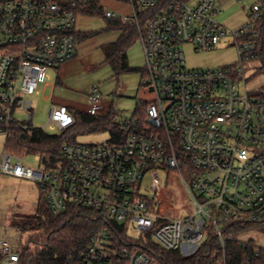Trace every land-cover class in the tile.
<instances>
[{"label": "built area", "instance_id": "2783aa9c", "mask_svg": "<svg viewBox=\"0 0 264 264\" xmlns=\"http://www.w3.org/2000/svg\"><path fill=\"white\" fill-rule=\"evenodd\" d=\"M88 1L0 0V132L9 136L13 125L35 127L31 96L50 68L76 56L80 9ZM114 1L130 12L105 7L103 15L136 25L146 58L143 84L154 99H138L136 114L119 123L115 141H65L64 159L52 168L26 166L22 158L28 154L5 150L0 174L35 181L56 214H92L99 228L81 264H157L146 253L148 244L134 242L137 232L142 240L182 253L213 236L212 260L231 264L227 243L234 226L264 220V97L251 94L245 71L261 46L264 7L255 4L249 22L231 28L218 19L217 0ZM105 2L97 0L102 8ZM226 39L236 46L238 62L184 66V44L205 51ZM102 96L98 87L88 94V114L100 115ZM49 123L63 133L76 124L75 112L54 104ZM172 171L190 193L192 214L169 216L175 211ZM259 254L256 249L245 264ZM0 255L3 264L21 260L7 239H0Z\"/></svg>", "mask_w": 264, "mask_h": 264}, {"label": "rangeland", "instance_id": "374dc122", "mask_svg": "<svg viewBox=\"0 0 264 264\" xmlns=\"http://www.w3.org/2000/svg\"><path fill=\"white\" fill-rule=\"evenodd\" d=\"M219 3H221V13L218 19L231 28H239L249 22L251 9L255 4L264 7V0H217V5ZM118 4L120 3L117 1L106 0L100 13L79 17L78 30L89 36L82 39L77 45L78 53L74 62L68 66L64 64L58 69L50 68L47 81L40 83L39 92L31 96L33 103L32 124L35 127L44 128L49 134H61L59 129L53 128L49 123L52 106L63 104L86 112L90 106L88 94L95 87H98L103 95L99 114L114 113V121L118 124L125 118H131L136 114L139 107L138 99L142 101L154 99V92L150 86L143 84L146 58L139 37L128 49L129 64L134 70L115 74L112 67L104 62L102 45L116 42L122 31L119 28L110 27L108 19L103 15V10L108 7L120 13L130 12L129 6ZM183 50L185 54L184 66L188 69L217 68L239 61L237 48L229 39L220 42L210 50L198 51L193 44H184ZM259 66L260 63L256 61L245 65L246 85L251 94L255 96H260V89L264 86V73L257 72ZM17 116L25 118V113L18 112ZM91 127L88 125L82 130L76 131V141L79 143H101L111 139L112 134L109 130L92 131ZM6 139L7 135L0 132V156L6 150ZM22 163L32 168L40 167V162L34 154L26 155L22 158ZM169 180V184L175 191V211H171L169 216L180 217L184 214H192L194 203L182 178L172 171ZM40 194V187L35 181L0 174V239L9 240L19 252L24 246H27L29 238L35 232L19 230L18 224L32 219L36 214ZM124 231L131 234L134 229L126 227ZM133 239L136 243H151L142 240L138 232L133 236ZM208 239L209 237H206L205 241L199 243L198 249L183 252L185 259L195 258ZM238 239L247 243L251 242L258 248L264 249V232L261 230L246 231L241 233ZM216 248L217 245L213 253L206 258L208 264H224L218 258L212 260Z\"/></svg>", "mask_w": 264, "mask_h": 264}, {"label": "trees", "instance_id": "16d2710c", "mask_svg": "<svg viewBox=\"0 0 264 264\" xmlns=\"http://www.w3.org/2000/svg\"><path fill=\"white\" fill-rule=\"evenodd\" d=\"M100 11L101 7L97 0H89L80 9L83 15H94ZM108 23L111 28L121 29L122 33L116 42L102 45L105 55L104 62L112 67L115 74L134 70L128 61V49L139 37L136 25L109 19ZM258 28L261 46L254 61L260 63L257 72L264 73V15ZM260 96L264 97V86L260 89ZM74 112L76 124L61 134H49L41 127L25 129L17 125L11 126L5 143L6 150L21 157L25 154L39 155L40 164L52 168L64 159L61 154L62 144L65 141H76V131L82 130L88 125L92 126V131L109 130L112 134L111 140H117L116 131L120 125L114 121V113L90 115L78 110ZM254 223L246 224L247 226L245 224L237 225L232 229L234 238L227 243L231 264H245L247 256L255 253L256 249L260 250V254L254 255L251 264H264L263 248H258L251 242L242 243L238 239V236L246 231L258 229L264 232V220L254 221ZM98 228L99 223L87 210L71 209L66 213H54L41 193L36 214L32 219L18 224L19 230L35 232L29 238L27 246H24L20 251L21 260L19 264H81L88 241ZM150 242L146 246V253L157 264H208L206 258L213 253L217 245L216 238L212 236L206 241L195 258L185 259L180 249L163 250L152 241ZM0 264H3L1 255Z\"/></svg>", "mask_w": 264, "mask_h": 264}, {"label": "crops", "instance_id": "0c3cea01", "mask_svg": "<svg viewBox=\"0 0 264 264\" xmlns=\"http://www.w3.org/2000/svg\"><path fill=\"white\" fill-rule=\"evenodd\" d=\"M118 5H120V4H118ZM126 13H129V12H126ZM79 20V19H78ZM89 35L88 34H85L84 32H81V31H79V41H78V44H79V42L82 40V39H84L85 37H88ZM112 43V42H111ZM107 44V43H106ZM77 53H78V50H77ZM105 56V55H104ZM74 58H76V56L74 57ZM74 58L73 59H71V60H69L68 62H66L65 63V65H71L73 62H74ZM105 61V60H104ZM128 61H129V59H128ZM72 110L73 111H77V110H75V109H73L72 108ZM79 111V110H78ZM108 115V114H107ZM17 178V177H16ZM19 179H21V178H19ZM38 204V203H37Z\"/></svg>", "mask_w": 264, "mask_h": 264}]
</instances>
